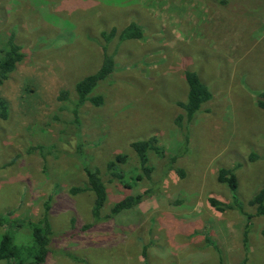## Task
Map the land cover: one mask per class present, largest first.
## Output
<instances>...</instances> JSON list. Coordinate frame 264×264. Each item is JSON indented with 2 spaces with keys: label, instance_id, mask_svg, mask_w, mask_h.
I'll return each mask as SVG.
<instances>
[{
  "label": "rangeland",
  "instance_id": "374dc122",
  "mask_svg": "<svg viewBox=\"0 0 264 264\" xmlns=\"http://www.w3.org/2000/svg\"><path fill=\"white\" fill-rule=\"evenodd\" d=\"M250 3L251 10L264 5L0 0V40L12 35L23 55L0 84L7 107L0 118V238L31 245L30 222L44 214L50 235L41 264H264V215L247 217L253 211L247 201L264 184V110L255 103L264 89V13L246 17ZM130 21L141 38L107 43L113 71L90 92L101 104L84 102L75 121L73 85L98 68L100 32H118ZM187 69L211 98L177 127ZM61 89L66 100L56 98ZM183 132L175 163L183 177L147 151L150 176L138 186L151 195L135 211L94 219L92 192H69L86 185L84 165L97 167L107 191L102 217L123 192L106 163L124 153L125 162L114 167L134 175L131 141L155 135L173 153ZM221 167L235 174L236 208L217 211L207 197L232 201L216 180Z\"/></svg>",
  "mask_w": 264,
  "mask_h": 264
},
{
  "label": "trees",
  "instance_id": "16d2710c",
  "mask_svg": "<svg viewBox=\"0 0 264 264\" xmlns=\"http://www.w3.org/2000/svg\"><path fill=\"white\" fill-rule=\"evenodd\" d=\"M210 1L224 7L232 5V8L237 7L238 10L243 8L245 9L244 5L247 3V0ZM261 1L264 2V0ZM251 5L253 4L250 3L249 7L247 8V14L244 13L246 17L252 13L256 14V12L264 13V5L259 7L258 4H254L255 7L253 10H251ZM257 16L260 15L258 14ZM99 35L102 39V43L100 45L101 61L98 68L94 72L78 79L73 85L76 95V102L72 108V115L75 121L77 117L76 108L82 105L84 102H89L92 105L101 104L100 95H90V92L99 81L105 79L113 71V53L107 51V43L114 36H116L118 42L128 39H139L142 36L141 29L132 21L128 22L118 32L115 30V27H111L108 31H101ZM22 56L23 55L20 51L19 45L13 42L12 35H9L5 41L0 40V84H2L8 78L11 72H13L16 63L22 59ZM183 79L186 85V93L185 99L178 101L176 104L181 109V113L175 118V124L177 127L187 125L186 123L191 121L193 116L199 111L202 104L211 98V92L209 91L207 85L200 80L194 70H184ZM56 98L58 100H66L67 91L65 89L59 90ZM255 103L259 108L264 110V89L257 92ZM6 115V103L0 97V118L4 119L6 118ZM182 134L183 141L179 146L180 148H178L177 152L173 153H165L164 148L158 145L155 135H151L145 139L131 141L129 146L134 153L137 163V172L134 175L125 176L122 170H120L118 167H114L117 162H125L126 155L124 153H117L112 160H109L106 163L107 170L115 179H117V182L122 187L123 192L114 199L116 201H114L111 208H109L108 213L102 215V217H99V211L102 208L104 200L107 199V191L97 167L92 168L89 165H84L83 171L86 178V185L83 187H71L69 192L71 194H75L85 189L92 192L93 200L90 210L94 219H109L123 210L135 211L138 205L151 195L149 188L140 190L138 186L140 183H142V179H144L146 182L150 176L151 167L147 165V151L153 152L158 157L165 158L164 169L166 172L173 171L180 178L183 177V170L179 168V166H175L177 159L180 158L179 156L182 155L181 152L184 150L181 149L182 144H186L185 132ZM216 180L219 183H224L228 187L232 193V201L230 203H226L213 197H207L206 201L208 205L217 211L236 208V204L234 203L236 201V196L234 194L236 178L233 169H227L223 167L219 168L217 170ZM47 200H49V197ZM47 200L44 201L45 211L48 208ZM179 201V199H175L173 200V203H179ZM247 205L253 209V211L249 213L250 215L247 217H251V215H264V184L247 201ZM239 209L242 210L241 208ZM89 226L90 224L87 223L81 228L86 229ZM30 230L32 238L31 245L22 247L13 244L12 238L9 234L1 235L0 260L4 261L3 264H41L45 261V256L47 253L46 246L49 242L50 229L44 214L40 220L36 222H30ZM24 250L26 252L22 253Z\"/></svg>",
  "mask_w": 264,
  "mask_h": 264
},
{
  "label": "crops",
  "instance_id": "0c3cea01",
  "mask_svg": "<svg viewBox=\"0 0 264 264\" xmlns=\"http://www.w3.org/2000/svg\"><path fill=\"white\" fill-rule=\"evenodd\" d=\"M46 260V259H45ZM45 262V261H44Z\"/></svg>",
  "mask_w": 264,
  "mask_h": 264
}]
</instances>
